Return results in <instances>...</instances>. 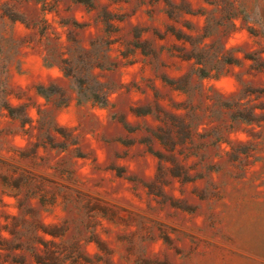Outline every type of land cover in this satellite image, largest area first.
<instances>
[{
	"label": "rangeland",
	"instance_id": "obj_1",
	"mask_svg": "<svg viewBox=\"0 0 264 264\" xmlns=\"http://www.w3.org/2000/svg\"><path fill=\"white\" fill-rule=\"evenodd\" d=\"M0 264H264V0H0Z\"/></svg>",
	"mask_w": 264,
	"mask_h": 264
}]
</instances>
